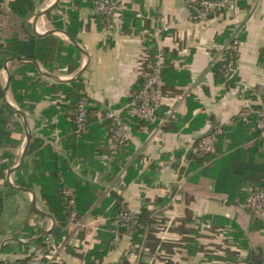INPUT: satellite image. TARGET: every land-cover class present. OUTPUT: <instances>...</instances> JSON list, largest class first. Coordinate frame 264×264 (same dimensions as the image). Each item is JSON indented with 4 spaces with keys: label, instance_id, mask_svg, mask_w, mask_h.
I'll return each instance as SVG.
<instances>
[{
    "label": "crops",
    "instance_id": "obj_1",
    "mask_svg": "<svg viewBox=\"0 0 264 264\" xmlns=\"http://www.w3.org/2000/svg\"><path fill=\"white\" fill-rule=\"evenodd\" d=\"M15 1L1 0L0 9L9 11ZM33 3L27 29L40 36L54 34L66 44H74L65 29L57 27H66V15L58 8L60 0ZM120 3L121 19L110 33L92 8L77 9L81 27L76 40L72 39L82 50L81 68L71 76L54 73L47 77L50 84L69 81L87 64L81 77L83 93L95 112L84 136L76 138L68 132L71 117L67 113L64 120H58L57 115L47 123L42 120L44 112L55 105L49 99L35 104L33 113H24L26 120L22 117L25 127L34 133L49 124L46 133H39L44 139L41 148L49 147L66 158L73 179L87 188L81 199L90 203L80 219L82 225L68 223L59 245L49 238L46 261L264 264L261 223L243 206L264 182V139L258 138L256 130V112L264 109V0H242L227 13L202 22L193 21V11L185 0ZM49 15L64 16V20L56 23ZM236 30L240 31V51L234 76L227 77L216 67L217 57ZM159 49L165 65L159 115L170 117L161 128L138 121L129 108L155 66ZM7 59L0 70V91L6 104L20 110L10 83V71L18 62L8 63L5 71ZM37 65L40 72L48 74ZM108 110L118 111L129 130L125 145L110 142L109 122L101 116ZM242 114L248 115L247 122ZM48 115H52L50 111ZM39 121L41 125L36 126ZM52 125L56 129L51 131ZM219 128L224 135L216 145V155L205 161L194 159L191 148ZM60 132L68 134L56 137ZM25 146L26 137L17 152L19 162ZM15 172L11 173L12 184ZM8 175L6 180L0 177V192L9 182ZM26 190L29 192L19 191L24 203L17 202L11 210L4 206L0 213V264H29L30 255L42 245L24 252L17 244H33L57 225L46 211L40 187ZM27 203L33 211L26 210ZM119 203L134 216V223L113 246ZM147 218L152 224L134 239L139 222ZM32 233L38 235L28 239Z\"/></svg>",
    "mask_w": 264,
    "mask_h": 264
},
{
    "label": "trees",
    "instance_id": "obj_2",
    "mask_svg": "<svg viewBox=\"0 0 264 264\" xmlns=\"http://www.w3.org/2000/svg\"><path fill=\"white\" fill-rule=\"evenodd\" d=\"M97 1L60 0L58 8L62 15H66V27L59 24L57 27L65 29L76 40L77 32L81 27L77 9L83 7L93 9ZM1 6L0 0V8ZM34 8L33 0H16L10 5L9 11L6 10V12L5 8L0 9V70L6 58H25L27 61H16L18 62L17 68L10 71L11 92L20 111L26 114L33 113L35 104L49 99L55 102V105L44 112L42 120L47 123L56 115L58 120H64L66 116L71 117V127L68 132L73 137L82 138L89 125L84 132L76 133L75 117L76 104L84 94L83 78L71 82L55 81L52 84L47 79V77H50L49 74L54 73L59 76L73 75L81 68L82 52L74 44H66L54 34L40 36L30 32L27 29L26 21L31 17ZM190 9L194 12V6H191ZM48 17L56 23L64 20V16L51 17L49 15ZM34 62L40 64L48 75L40 72ZM223 66L222 62H219L216 66L220 68L221 73L223 72ZM3 99V92L0 91V151H4L1 156L3 163L0 165V177L6 180L9 171L19 164L17 152L30 130L25 127L21 114L15 108L6 104ZM49 111L52 114L51 116L48 115ZM93 112H95V109L91 108L89 119ZM138 121L141 120L138 119ZM108 122V130L110 131L111 121ZM41 123L42 121L37 122L36 126H40ZM46 128L38 131V133L30 131L32 140L27 153L28 160H25L24 164L15 172L13 185L21 189H33L35 186H39L46 211L55 218L57 225L49 236L36 240L33 244H17L24 252H27L32 246L42 245L46 247L49 238L54 239V242L58 245L63 241L64 228L68 225L73 211L67 204L66 196L63 193L65 189H70L73 192L78 219L84 216L87 206L90 205L86 199H81V195L87 191V188L77 182L76 179H73L74 176L66 158L58 156L49 147L41 148L44 143L41 136L47 132ZM51 128V131L56 129L54 125ZM68 132L57 133L56 137L67 135ZM19 134L21 138L17 137ZM193 158H198L201 161L206 159V157ZM5 183V190L0 192V213L4 206H6V209L11 210L17 202L24 203L23 200L19 199L21 195L19 190L11 186L9 182L6 181ZM112 196L116 198L114 194ZM25 207L26 210L33 211L30 203H27ZM122 207L121 204L116 207L115 218ZM144 217L145 214L142 220ZM150 224H152V220L149 218L146 221H140L138 229L134 233V239L139 238ZM35 235L38 234L28 235V239L34 238ZM13 238L19 239L20 237L13 235Z\"/></svg>",
    "mask_w": 264,
    "mask_h": 264
},
{
    "label": "built area",
    "instance_id": "obj_3",
    "mask_svg": "<svg viewBox=\"0 0 264 264\" xmlns=\"http://www.w3.org/2000/svg\"><path fill=\"white\" fill-rule=\"evenodd\" d=\"M242 0H185L188 8L194 6L192 19L194 22H202L215 15H222L230 11L236 3ZM123 8L120 0H98L92 12L95 16L101 18L104 29L110 33L115 31L117 22L121 19ZM165 28L163 31H166ZM241 39L240 31H235L230 42L225 45L218 57V62L223 63V73L227 77H233L236 71L237 59L240 51ZM164 56L158 51L157 61L152 71L145 77L144 83L138 93L134 96L129 105L130 114L149 125L164 127L170 121V117H161L160 109L163 105V95L161 86L163 84ZM90 101L83 94L76 104V133L84 132L89 125ZM256 130L258 138L264 139V109L256 112ZM105 120L111 121V139L110 142L116 146L125 145L129 139V130L123 122L120 114L116 110H108L101 115ZM244 121H248V115L242 114ZM224 135L223 129H216L203 137L190 150L193 157L210 158L217 153L216 145ZM69 208L73 209L69 218V225L81 226V220L75 210L76 201L73 192L70 189L64 190ZM244 208L250 210L254 217L261 223V232L264 235V182L261 189L252 193L246 199ZM134 223V216L124 207L115 218V228L113 229V246H116L125 230ZM4 244V243H3ZM49 244V243H48ZM48 245L40 246L29 257V264H48L47 258Z\"/></svg>",
    "mask_w": 264,
    "mask_h": 264
},
{
    "label": "water",
    "instance_id": "obj_4",
    "mask_svg": "<svg viewBox=\"0 0 264 264\" xmlns=\"http://www.w3.org/2000/svg\"><path fill=\"white\" fill-rule=\"evenodd\" d=\"M59 1V0H58ZM68 37H69V39L76 45V42L72 39V37L69 35V34H67V33H65ZM81 50V49H80ZM82 51V50H81ZM83 53L86 55V53L83 51ZM12 61H27L25 58H9V59H7L6 61H5V63H4V70L5 71H8V63H10V62H12ZM34 64L35 65H37V63L36 62H34ZM38 66V65H37ZM86 69H87V64L86 65H84L83 66V68L79 71V73L77 74V76L75 77V78H72L71 80H69V81H64V80H62V79H60V81L61 82H71V81H74V80H78V79H80L81 77H82V75L84 74V72L86 71ZM46 75H48V74H46ZM9 81H10V78H9ZM8 87H9V85L7 86V89H8ZM8 104V103H7ZM9 106H10V104H8ZM12 107V106H11ZM20 114H21V116L24 118V120H26V115L23 113V112H21L20 110H17ZM31 133L30 132H28L27 133V135H26V146H25V148H24V150H23V153H22V156H21V159H20V162H19V164L15 167V168H13L10 172H9V175H8V181H9V183L11 184V186H13L14 187V185L11 183V181H10V177H11V173L12 172H14V171H17L23 164H24V161H25V158H26V156H27V153H28V149H29V145H30V142H31ZM15 189H17V190H19V191H24V192H29L28 190H26V189H21V188H17V187H14ZM33 194V193H32ZM33 203H35V200H33ZM54 226H55V222H54ZM50 233L49 232H45L43 235H41L40 237H38V238H36L34 241H36V240H40V239H42V238H44V237H46V236H48Z\"/></svg>",
    "mask_w": 264,
    "mask_h": 264
}]
</instances>
